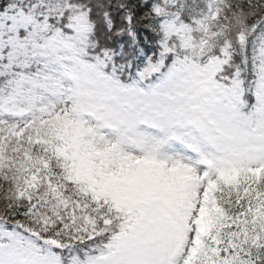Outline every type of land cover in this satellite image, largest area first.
Masks as SVG:
<instances>
[{"label":"snow or ice","instance_id":"obj_1","mask_svg":"<svg viewBox=\"0 0 264 264\" xmlns=\"http://www.w3.org/2000/svg\"><path fill=\"white\" fill-rule=\"evenodd\" d=\"M0 264H264V0H0Z\"/></svg>","mask_w":264,"mask_h":264}]
</instances>
